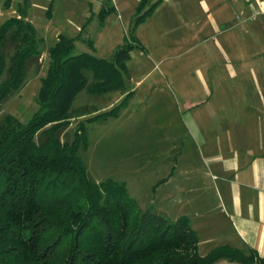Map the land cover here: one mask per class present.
I'll return each mask as SVG.
<instances>
[{"label": "trees", "instance_id": "obj_1", "mask_svg": "<svg viewBox=\"0 0 264 264\" xmlns=\"http://www.w3.org/2000/svg\"><path fill=\"white\" fill-rule=\"evenodd\" d=\"M160 1L140 0L132 32ZM22 2L17 16L0 24V108L25 86L28 67L45 43L26 19L29 0ZM11 5L3 0L5 9ZM104 16L101 11V22ZM78 40L60 34L47 49L31 118L0 119V264H264L229 246L200 256L186 217L172 221L153 208L142 210L124 181L97 183L90 177L80 155L88 148L87 125L117 118L131 93L102 112L72 104L82 91H123L125 63L135 45L124 42L106 60L93 55L90 40L82 41L91 53L74 54ZM86 116L71 142L61 139L72 119Z\"/></svg>", "mask_w": 264, "mask_h": 264}, {"label": "rangeland", "instance_id": "obj_2", "mask_svg": "<svg viewBox=\"0 0 264 264\" xmlns=\"http://www.w3.org/2000/svg\"><path fill=\"white\" fill-rule=\"evenodd\" d=\"M20 2L22 0H13L12 7L5 9L3 0H0V24L17 16ZM50 2L30 0L33 7L29 4V17L45 43L41 46L40 58L28 67L25 86L2 104L0 119L5 114L13 115L22 123L31 118L38 109L36 97L40 79L48 66L47 49L58 35H74L76 28L69 22L68 16L70 0H53L51 20L46 17ZM72 2L76 5L72 4L71 19L80 22L84 39L93 42L94 56L108 60L122 43L128 41L135 45L125 63L128 73L124 74L123 91L103 95H88L82 91L72 104L73 108L86 107L89 111L102 112L131 93L117 122L106 126L99 123L87 125L88 148L80 151V155L89 175L97 183L108 178L124 181L129 195L141 209L166 206L174 213L177 208L173 203H160L167 186L157 187V183L175 167V177L168 185V190H174L182 182L185 169H192L190 164L193 169L203 165L196 152L197 140L187 134L186 124L183 123L187 114L183 115L182 98L187 90L190 93L200 89L198 70L203 71V77L208 81L205 72L211 70L213 54L220 52L217 39L211 35L207 25L205 8L214 11L211 12L213 15L221 10L219 16L232 23L235 14L229 9L232 11L233 0H164L133 32L134 18L130 23L125 16L119 20L113 14L105 25H101L103 22L97 17L96 9L94 18L89 21L88 18L82 19L87 0ZM89 15L87 13V17ZM200 20L206 24L205 29L198 30L195 26ZM81 40L77 41L74 54L89 53L86 44L79 42ZM89 117L72 119L61 139L71 142L78 123L85 122ZM208 179L210 181L211 177ZM156 188L159 189L154 196Z\"/></svg>", "mask_w": 264, "mask_h": 264}, {"label": "crops", "instance_id": "obj_3", "mask_svg": "<svg viewBox=\"0 0 264 264\" xmlns=\"http://www.w3.org/2000/svg\"><path fill=\"white\" fill-rule=\"evenodd\" d=\"M72 1L68 4V16L76 30L70 37L79 35L85 40L80 22L71 19L72 4L76 5ZM139 3L140 0L87 1L82 19L94 18L96 9L98 18L101 11L105 12L101 25L113 14L119 20L125 16L131 23ZM232 5V11L229 9L235 14L232 23L219 16L221 10L213 15L214 11L205 8L207 25L217 39L220 52L213 54L211 70L205 72L208 81L203 71L198 70L200 92L187 90L182 98L183 115L187 114L183 123L187 134L197 140L196 152L203 165L193 169L190 164L192 169H185L179 188L176 186L174 190H168V185L175 177V167L157 183V187L167 186L162 192L164 202L160 203L171 202L177 211L173 213L166 206L148 208L172 221L186 217L198 237L200 256L216 247L229 246L264 261V0H233ZM52 7L53 0L46 10L48 18L50 8V20ZM29 11L30 8L26 19L34 24ZM195 24L198 30L206 27L202 20ZM120 114L102 125L117 122ZM207 176L211 177L210 181ZM158 189H154V196ZM214 264L239 263L220 260Z\"/></svg>", "mask_w": 264, "mask_h": 264}, {"label": "built area", "instance_id": "obj_4", "mask_svg": "<svg viewBox=\"0 0 264 264\" xmlns=\"http://www.w3.org/2000/svg\"><path fill=\"white\" fill-rule=\"evenodd\" d=\"M87 1H91V0H87ZM256 14L253 15V17L255 16Z\"/></svg>", "mask_w": 264, "mask_h": 264}]
</instances>
